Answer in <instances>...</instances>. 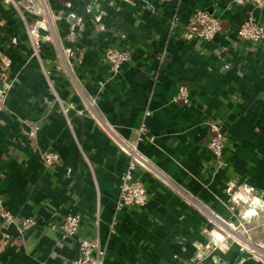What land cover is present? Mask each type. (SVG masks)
I'll return each mask as SVG.
<instances>
[{"label": "crops", "instance_id": "0c3cea01", "mask_svg": "<svg viewBox=\"0 0 264 264\" xmlns=\"http://www.w3.org/2000/svg\"><path fill=\"white\" fill-rule=\"evenodd\" d=\"M199 9L222 23L213 40L186 31ZM252 16L264 25V0H0V200L15 220L0 223V264H77L95 237L105 264H264L208 220L264 252V40L237 33ZM108 47L131 59L113 70ZM140 128L148 200L117 211L128 156L109 130L135 141ZM72 213L79 228L64 236Z\"/></svg>", "mask_w": 264, "mask_h": 264}, {"label": "built area", "instance_id": "2783aa9c", "mask_svg": "<svg viewBox=\"0 0 264 264\" xmlns=\"http://www.w3.org/2000/svg\"><path fill=\"white\" fill-rule=\"evenodd\" d=\"M9 2L10 0H5ZM134 2L135 0H127ZM259 1V0H257ZM176 18L170 19V25H175ZM222 28L220 19L203 9L196 10L186 28L188 34L196 36L200 39L210 41L215 38ZM238 37L251 43H258L264 40V25L257 24L252 17L246 18L238 28ZM105 59L113 70H117L121 65L131 59V51L124 48L108 47L105 51ZM3 62L9 63L8 58H3ZM10 84L4 82L0 85V111L5 105L6 93ZM187 97V87L180 85L175 96L176 99L185 100ZM144 128L139 129V133L135 141H124L120 139L112 130H109L112 138L117 142L120 148L128 156L127 167L120 176L119 192L115 202V210L119 211L124 208L143 207L148 200V192L142 182L135 177V170L137 168H148L146 158L141 154L138 143L142 138ZM210 136L207 142V147L216 158H220L224 147L225 133L221 126L216 123H211ZM43 162L45 165L50 166L59 161V156L56 152L48 151L43 154ZM213 216V215H212ZM215 216V215H214ZM14 216L0 200V223L8 225L13 223ZM80 222V215L76 213L68 214L65 216L60 230L64 236L74 235ZM37 223L36 219L28 217L21 221L22 229ZM228 236H230L228 234ZM240 249H245L251 254H258L259 244H252L250 242L239 243ZM79 258L77 264H105V247L98 237L83 238L78 242Z\"/></svg>", "mask_w": 264, "mask_h": 264}, {"label": "rangeland", "instance_id": "374dc122", "mask_svg": "<svg viewBox=\"0 0 264 264\" xmlns=\"http://www.w3.org/2000/svg\"><path fill=\"white\" fill-rule=\"evenodd\" d=\"M19 5V4H18ZM205 215H206V217L208 218L209 216H208V213H207V211H205ZM215 219V217H214V215L213 216H211L210 215V217L208 218V220H209V222H211V223H213V224H215V227L219 230V231H221L222 233H224L225 235H227L228 236V234L230 235V238H232V240H233V242L239 247V249L241 248L240 247V242L242 241V243H245L243 240H242V238L240 237V235H239V227H234V226H231L230 228H231V230L229 231L228 229L226 230L222 225H220V224H218L217 222H216V220H214ZM260 247V246H259ZM262 247V246H261ZM261 249H264V247H262ZM242 251H247V250H245V249H241ZM248 252V251H247ZM258 252H260V253H263L261 256H260V259H261V261L264 263V252H261V251H258ZM250 253V252H249ZM251 254V253H250Z\"/></svg>", "mask_w": 264, "mask_h": 264}, {"label": "water", "instance_id": "95a60500", "mask_svg": "<svg viewBox=\"0 0 264 264\" xmlns=\"http://www.w3.org/2000/svg\"><path fill=\"white\" fill-rule=\"evenodd\" d=\"M30 4H31V3H30ZM19 6H20V5H18V7H19ZM25 7L27 8V10H26ZM25 7H21V6H20V9L23 11V14L26 15V16L33 15V13H34L35 11H34L33 13H32V11H30V10H34V9L31 8V5L26 4ZM38 19L41 20V17L38 16Z\"/></svg>", "mask_w": 264, "mask_h": 264}]
</instances>
